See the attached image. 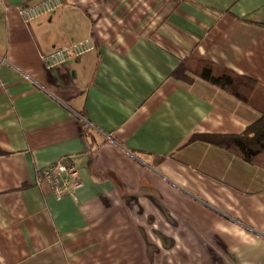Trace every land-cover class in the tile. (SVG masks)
<instances>
[{"label": "crops", "instance_id": "0c3cea01", "mask_svg": "<svg viewBox=\"0 0 264 264\" xmlns=\"http://www.w3.org/2000/svg\"><path fill=\"white\" fill-rule=\"evenodd\" d=\"M0 0V264H264L261 112L199 76L205 59L264 87V0H74L24 22ZM91 38L52 69L42 53ZM70 156L82 186L36 183Z\"/></svg>", "mask_w": 264, "mask_h": 264}, {"label": "trees", "instance_id": "16d2710c", "mask_svg": "<svg viewBox=\"0 0 264 264\" xmlns=\"http://www.w3.org/2000/svg\"><path fill=\"white\" fill-rule=\"evenodd\" d=\"M179 79L191 82L192 77L199 76L221 89L226 90L243 102L260 109L261 116L253 121L242 133L235 135H195L228 149L247 161L256 159L264 152V87L256 80L225 68H219L205 59L193 62L183 61L173 72Z\"/></svg>", "mask_w": 264, "mask_h": 264}, {"label": "built area", "instance_id": "2783aa9c", "mask_svg": "<svg viewBox=\"0 0 264 264\" xmlns=\"http://www.w3.org/2000/svg\"><path fill=\"white\" fill-rule=\"evenodd\" d=\"M74 0H40L36 3L19 8L24 22L54 12V10L63 6L65 3H72ZM95 44L91 38L79 40L77 42L59 47L51 52L42 53L43 65L52 69L56 65L69 62V60L79 57L90 50H94ZM79 170L70 156H64L58 161L41 168L36 183H47L51 186L53 195L61 198L65 195L76 196L75 192L82 186Z\"/></svg>", "mask_w": 264, "mask_h": 264}]
</instances>
